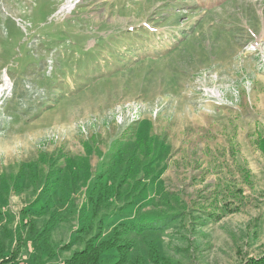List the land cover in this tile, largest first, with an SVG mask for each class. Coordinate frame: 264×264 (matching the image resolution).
I'll return each instance as SVG.
<instances>
[{
    "label": "rangeland",
    "instance_id": "obj_1",
    "mask_svg": "<svg viewBox=\"0 0 264 264\" xmlns=\"http://www.w3.org/2000/svg\"><path fill=\"white\" fill-rule=\"evenodd\" d=\"M71 1L0 0L7 249L24 238L23 260L63 264L109 176L122 189L92 234L140 226L120 236L131 259L264 254V0ZM35 206L42 216H27ZM34 222L48 231L42 257Z\"/></svg>",
    "mask_w": 264,
    "mask_h": 264
},
{
    "label": "trees",
    "instance_id": "obj_2",
    "mask_svg": "<svg viewBox=\"0 0 264 264\" xmlns=\"http://www.w3.org/2000/svg\"><path fill=\"white\" fill-rule=\"evenodd\" d=\"M109 177V176H108ZM107 177L106 181H104L105 177L98 179L97 182H95L94 187L91 191V195L89 198V205L92 207V216L91 221L89 224L84 225L76 232V238L75 241L81 246V249L74 252L72 256L67 259L63 264H145L146 259L142 256H138L137 258H132L130 256L131 252V244L123 241L120 236L124 234L123 231L126 232H139L141 228L138 225H121L119 229H116L114 238L110 240H103L99 242V239L102 237L103 232L99 231L96 234H92L94 232V222L100 218V215L102 213H105L104 210L105 206L110 207L111 205H114L111 203V198L114 196H119L120 191L122 189V185L119 184V186H116L114 183H110L109 178ZM128 180V174L123 176L122 183H126ZM137 185H134L132 188H136ZM70 186L63 187L64 193L66 191H69ZM50 192L53 196H56V191L54 189H50ZM145 192V189L140 190V194H143ZM64 193L61 191V197L64 198ZM130 193V192H129ZM129 195V194H128ZM138 199V198H137ZM135 200V202L137 201ZM39 201L36 200L34 204H38ZM133 201L127 202V204H121L120 207H125V205L132 204ZM46 206H43V209H45ZM42 208H37V206L31 208L30 210H27L26 213L27 216L30 215H41V212L43 210ZM42 216V215H41ZM54 225L55 222H52ZM51 224V226H52ZM100 228H102L103 220H99ZM27 237L40 247L41 257H42V251L45 250V247L50 248V244L46 239V236L48 234V231L44 233L42 231L39 233L37 226L35 222L32 225H27ZM49 229V227H48ZM8 235H0V264H31L30 262H26L21 258L22 252L24 250H28L29 243L24 241L25 239L22 238L17 242L16 248L14 250H10L9 247L7 249L9 232L6 230ZM43 235V241L38 239V237ZM32 237H36V239H32ZM44 246V247H43ZM49 253V251H47ZM111 252V253H110ZM110 253L111 256L109 260L113 261L111 263H107L106 255L108 256ZM148 260L151 262V264H180L175 263L169 258H161V256L154 251L149 252ZM242 264H264V254H262L259 257H253Z\"/></svg>",
    "mask_w": 264,
    "mask_h": 264
},
{
    "label": "bare ground",
    "instance_id": "obj_3",
    "mask_svg": "<svg viewBox=\"0 0 264 264\" xmlns=\"http://www.w3.org/2000/svg\"><path fill=\"white\" fill-rule=\"evenodd\" d=\"M71 0H68V2H70ZM72 2V1H71ZM80 2V0H74V4L72 6H70L71 8H73L74 6H76L78 3ZM67 10V7L63 8V11Z\"/></svg>",
    "mask_w": 264,
    "mask_h": 264
}]
</instances>
